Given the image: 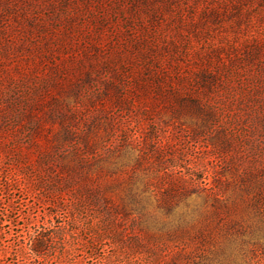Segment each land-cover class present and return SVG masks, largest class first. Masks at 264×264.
<instances>
[{"label": "rangeland", "instance_id": "1", "mask_svg": "<svg viewBox=\"0 0 264 264\" xmlns=\"http://www.w3.org/2000/svg\"><path fill=\"white\" fill-rule=\"evenodd\" d=\"M51 174L77 182L71 245ZM0 222V264H33L43 222L71 241L48 264H264V0H0Z\"/></svg>", "mask_w": 264, "mask_h": 264}, {"label": "trees", "instance_id": "2", "mask_svg": "<svg viewBox=\"0 0 264 264\" xmlns=\"http://www.w3.org/2000/svg\"><path fill=\"white\" fill-rule=\"evenodd\" d=\"M33 128H35L33 129L34 135L36 131L40 129L39 120L35 121ZM33 142L37 149L42 150L41 145L37 143V141L34 140ZM80 165H83V163ZM82 173L83 175H81L80 183L82 188L85 190V197L87 198V201L91 207L93 206L100 209V212L103 213V216L107 218H111L113 216L116 218L118 216L120 217L121 214H127L126 212H128V210L126 204L128 201L120 196V203L116 202L111 193L113 184L109 183L103 186L102 183H91V179L88 174H85V172ZM39 178L40 179L36 186L44 190L43 194L46 197L45 203L49 206V210L54 214V209L56 210L63 208V205L67 208V210H69L70 220L68 221V225L69 227L71 226V238L73 240L71 242L66 239V234L64 233L66 228H64V226H55L52 222H43L41 225H39V229H36L33 233L28 234V250L25 252L26 256L30 258L33 264H48V258L50 256L48 254L52 253L51 255L54 258V255H58L54 254L57 253L56 251L58 247H62L63 249V247H67V244L70 242L71 245L76 240V238H78V235L81 234V232L76 227L77 216H75L78 215L77 213H81V210L78 209L77 203L74 200L70 201L64 198V195L67 192L74 191V187L77 182L72 177L65 178L51 174L48 176V180L42 177ZM7 189L8 188H6V190ZM2 224L3 222H0V225ZM110 227L112 226L105 225V230L102 235L96 233L98 236H101V238L97 239L96 234V236H89L86 243V246L89 250L87 253L89 258L98 256L99 245H101V243L104 241V238L107 236V234H110V238H114V240L120 238L122 239L121 231H114L115 233H113ZM61 255L62 254L60 252V256ZM185 257L186 255H177L175 258H173L172 264H182V260ZM67 262V264L77 263L74 257L69 258ZM105 264L108 263L106 262ZM128 264H140V262L134 259H129Z\"/></svg>", "mask_w": 264, "mask_h": 264}]
</instances>
